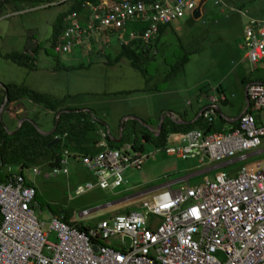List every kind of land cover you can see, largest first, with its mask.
Returning <instances> with one entry per match:
<instances>
[{
	"label": "built area",
	"instance_id": "2783aa9c",
	"mask_svg": "<svg viewBox=\"0 0 264 264\" xmlns=\"http://www.w3.org/2000/svg\"><path fill=\"white\" fill-rule=\"evenodd\" d=\"M199 1L101 0L96 5L85 4L87 13L74 12L64 19L63 41L56 51L70 53L101 31L119 33L121 47L134 42L156 44L164 26L193 18ZM240 13L246 19L243 47L254 70L264 61V12L260 17ZM246 100L234 130L192 129L182 133L180 146L166 152L200 163L248 161L264 153V121L253 114L264 110V83L248 86ZM227 101L223 94L211 97L198 116L214 120L222 114L218 103ZM98 135L100 152L78 158L94 180L77 186L76 197L97 189L120 188L125 172L142 170L151 157L147 151L136 150L135 143L111 148L109 129ZM55 140L59 142V137ZM71 158L64 151L58 166L46 177L68 176ZM5 168L6 181L0 183V264H264V163L244 164L236 177L221 172L203 186L175 191L168 185L142 204L144 211L116 214L88 226L77 218L68 224L51 213L49 224L41 222L38 189L27 182L20 166L18 172L11 166ZM43 168L33 167L32 172L41 176ZM89 214L83 211L79 218ZM153 217L159 220L155 222ZM112 240H117L115 246L107 245Z\"/></svg>",
	"mask_w": 264,
	"mask_h": 264
},
{
	"label": "rangeland",
	"instance_id": "374dc122",
	"mask_svg": "<svg viewBox=\"0 0 264 264\" xmlns=\"http://www.w3.org/2000/svg\"><path fill=\"white\" fill-rule=\"evenodd\" d=\"M240 4H245V10L253 17L260 16L264 11V0H207L204 15L199 21L186 17L164 33L158 53L153 51L150 56L155 55V60L141 62L145 64L143 70L147 72L143 75L126 59L115 63L121 51L117 32H97L95 40L89 39L86 44L74 47L67 54L56 51L63 41V34L59 44L54 46V24L60 16L70 13L73 2L11 3L0 10V51L18 54L31 51L36 69L31 71L17 66L5 60V54L0 53V83L6 86L30 85L37 92L64 100L65 105L73 109H85L89 113L93 111L95 121L104 124L99 131L109 129L113 136L124 131L127 117L138 118L137 121L143 125L147 123L151 131L160 126L164 116L175 121L170 117V111L191 120L211 96L219 97L216 92L219 88L225 90L230 100L228 107L218 103L221 116L237 115L246 108L243 81L251 79L262 82L260 75H264L261 70L252 73L253 68L245 59L243 33L246 19L237 12ZM186 54L189 55V62L181 67L178 63ZM58 64L62 69L56 71ZM177 65L182 70L173 76ZM24 103L26 107H31V118L37 121L39 129L50 133L55 114L28 100ZM253 114L257 120L264 121V110ZM2 117L6 128L14 132L18 122L10 117L8 109ZM225 122L217 117L213 124L218 131H225L222 127ZM132 125L125 127V133L134 141ZM171 132L164 146H147V154L151 157L146 166L142 170H127L125 183L115 190L97 189L76 197L77 186L94 180L92 173L78 158L69 160L68 176L60 174L47 178L46 174L52 173L56 167L53 165H46L41 176L34 175L32 168L24 170L28 183L38 189L37 214L40 221L49 224V208L60 207L73 210L71 221L77 218L79 223L94 225L116 214L144 211L142 204L152 199L154 194L167 189L169 184L175 191L188 186H203L221 172L236 177L242 165L264 163V153L240 162H235L237 158L212 163L209 160L200 163L199 159H179L166 152V149L181 145V132ZM261 149H264V144ZM232 161L235 163L231 164ZM1 170L5 172L6 168ZM13 170L18 172L19 167ZM186 178H189L188 182ZM83 211L90 212L89 216L79 218ZM153 218L155 222L159 220ZM116 241L112 240L107 245L115 246Z\"/></svg>",
	"mask_w": 264,
	"mask_h": 264
},
{
	"label": "trees",
	"instance_id": "16d2710c",
	"mask_svg": "<svg viewBox=\"0 0 264 264\" xmlns=\"http://www.w3.org/2000/svg\"><path fill=\"white\" fill-rule=\"evenodd\" d=\"M101 0H80L79 2H74L70 13L60 16L53 28V44L54 46L59 44L60 38L64 32L63 21L64 19L74 12L79 13L80 15L86 12L84 8L85 4L96 5L100 3ZM65 3V0H3L0 2V10L3 9L6 5L11 3H27V4H55V3ZM245 10V4H240L237 6V12H242ZM264 12V11H263ZM262 12V14H263ZM261 14V15H262ZM260 15V16H261ZM255 16V17H260ZM171 26H164L161 29L160 38L156 41V44L145 45L140 44V42H134L131 46L121 47V51L118 52L115 63L122 62L127 60L132 67L141 71L143 75L147 72L143 70L145 64L144 62H150L155 60V55L150 57L153 54V51L158 50L159 42L164 35V32ZM108 36L105 37L107 41ZM36 53V50H33ZM5 60L11 61L17 66L27 68L31 71L36 69L34 67V56L31 58L26 52L23 53H10L3 56ZM110 60V59H109ZM189 62V55H185L181 62L178 63L181 67H184ZM111 63V61H109ZM172 72L173 76H176L181 68ZM62 67L58 64L56 71L61 70ZM182 70V69H181ZM258 68L252 70V73L257 72ZM245 81V80H244ZM243 81V85L246 82ZM264 83V81L260 82ZM219 94V93H218ZM222 95L221 92L219 94ZM226 95V94H223ZM8 97V103L4 109V112L9 108L12 103L20 102L23 100H28L33 104L42 106L48 112H52L57 116L59 113H62L56 122L54 121L53 130L55 125H57L54 133L50 136H44L38 132L36 126L32 123L26 121L18 129L17 132L10 135L4 123L0 120V183L6 181V175L2 173V168L6 166L18 167L20 166L22 170L30 169L36 166H58L59 160L61 159L63 152L68 151L73 158H81L84 156H95L100 152L98 148L99 129L104 128V124H100L95 121L94 116L89 112H86L85 109L80 108H71L69 105H65L64 100H58L51 95L40 93L34 91L26 85H8L6 90L0 88V108L4 103V100ZM227 99L229 97L226 95ZM3 112V114H4ZM198 112L195 113L197 116ZM219 117L222 121H226L225 118L219 113ZM3 118V117H2ZM187 121V120H184ZM36 124L38 125L37 121ZM185 124H178L173 121L171 118H167L163 123L162 131H151L145 125L141 124L137 120H128L127 125L124 126L123 135L121 137V142H115L117 136H113V139H108L109 145L113 149H120L124 146V143H135L136 150L141 149L146 151L148 145H153L156 148L164 146L169 139L171 131L184 133L192 129H201L205 132L218 131L215 125V119L212 121L206 120L203 116H198L196 120L187 121ZM132 125V131L135 134L134 141L129 139V136L125 133V127ZM238 124V122H237ZM237 124L225 130H234L237 127ZM39 127V126H38ZM17 129V127H16ZM15 129V130H16ZM135 130V131H134ZM55 137H59V142L51 148H48L50 143L55 141ZM146 141V144L143 142ZM39 196V193H38ZM37 196V199H38ZM52 215L62 218L68 224H72L71 220L74 217V212L71 209L65 208H49ZM80 228H84L83 225Z\"/></svg>",
	"mask_w": 264,
	"mask_h": 264
},
{
	"label": "crops",
	"instance_id": "0c3cea01",
	"mask_svg": "<svg viewBox=\"0 0 264 264\" xmlns=\"http://www.w3.org/2000/svg\"><path fill=\"white\" fill-rule=\"evenodd\" d=\"M204 9H205V7H204ZM204 9H203V15H204ZM245 11H247V10H244V11H242V12H245ZM240 13V12H239ZM249 13V12H248ZM240 15H241V13H240ZM250 15V14H249ZM171 28V27H170ZM169 29V28H168ZM167 29V30H168ZM166 30V31H167ZM165 31V32H166ZM164 32V33H165ZM105 33H110V34H112V33H116V32H112V31H107V32H105ZM106 36H108V35H106ZM92 41H93V39L95 40V34L90 38ZM32 44H33V41H32ZM84 44H85V42H84ZM83 44V45H84ZM34 45V44H33ZM79 46H82V45H79ZM158 51V50H157ZM27 52V51H26ZM0 53H3V54H10V53H13V52H2V51H0ZM27 55H29L31 58L33 57V54L31 53V51L29 52V53H26ZM245 59H246V57H245ZM264 71V61L258 66V70H257V72H259V71ZM256 73V72H255ZM261 76V78L263 79V81H264V75H260ZM244 82H246L245 83V85H243L244 86V88H243V99L244 100H246V92H247V88H248V86H250L251 84H255V83H260L259 81H252L251 79H248V80H245ZM20 85V84H19ZM6 86V85H5ZM29 86V88H31V89H33L34 90V88H32L30 85H28ZM1 88V87H0ZM34 91H36V90H34ZM38 91V90H37ZM216 92L217 93H219L220 94V92H221V94H226V92H225V90H223L222 88H219V89H217L216 90ZM41 93V92H40ZM227 95V94H226ZM216 96V95H215ZM228 96V95H227ZM211 97H214V96H211ZM229 97V96H228ZM24 101L25 100H23V101H20V102H16V103H12L10 106H9V108H8V110H9V115H10V117L12 118V119H15V120H17V122H18V125H17V128H18V126H19V122L22 120V119H26V120H29V121H32V122H34V119L33 118H31V107L30 108H28V107H26V105H25V103H24ZM32 103V102H31ZM246 103V102H245ZM33 104V103H32ZM34 105H36V104H34ZM208 105V101H207V103L204 105V106H202L199 110H198V114H197V116L200 114V112H202L203 111V109H205L206 108V106ZM222 105L223 106H225V107H228V106H230V100L228 99V101L226 102V103H222ZM38 106V105H37ZM1 109V108H0ZM5 109V108H4ZM245 110H243L241 113L239 112L237 115L235 114V115H233V116H226L225 117V120H226V122L225 121H223V122H225V125H223L222 124V127H223V129H230V128H232V127H234L236 124H237V119H238V117H239V115L240 114H242L243 112H244ZM3 112H4V110H3ZM3 112H2V115H3ZM170 113H171V115H175L176 117H174L176 120H179L180 121V123H182V124H185V123H183L182 122V120H187L188 118H186V116L184 115V116H181L180 114H175L174 112H172V111H170ZM197 116L195 115V113H194V115H193V117L191 118V120L192 121H194V120H196L197 119ZM57 117V116H56ZM217 117H219V115L217 116ZM216 117V118H217ZM60 118V117H59ZM190 118V117H189ZM215 118V119H216ZM166 119H167V117H166ZM221 119V118H220ZM187 121H189V120H187ZM186 121V123H188ZM34 123H36V122H34ZM217 123H219V122H217ZM145 124V123H144ZM159 127V126H158ZM154 131L155 130H159L158 128H156V129H153ZM15 131V130H14ZM120 136V134H118L117 135V137H116V141H118L119 139H118V137ZM115 141V142H116ZM99 142V141H98ZM99 148V147H98ZM76 160H78V159H76ZM44 167H46V166H44ZM23 174H24V172H23ZM194 176H197V175H194ZM188 178H186V180H187ZM27 180V179H26ZM27 182H29V179L27 180ZM169 185H171L172 186V184H169ZM166 188V187H165ZM174 187L172 186V189H173ZM184 189V188H183Z\"/></svg>",
	"mask_w": 264,
	"mask_h": 264
},
{
	"label": "water",
	"instance_id": "95a60500",
	"mask_svg": "<svg viewBox=\"0 0 264 264\" xmlns=\"http://www.w3.org/2000/svg\"><path fill=\"white\" fill-rule=\"evenodd\" d=\"M206 3H207V0H200V1H199V3H198V7L195 9V11H194L193 14H192V17H193L194 20L199 21V20L203 17V9H204ZM0 87H1L2 89L6 90V86L3 85V84H1V83H0ZM246 102H247V100H246ZM7 103H8V97L6 96V98H5V100H4V103H3V105L1 106V109H0V120H1V121H2V112H3L4 108L6 107ZM223 107H225V106H223ZM61 114H62V113H59V114L57 115V117H56V122H57V123H58V119H59V117L61 116ZM241 115H242V114H241ZM166 117H167V116H164V117H163V120H162V122L160 123V126L158 127V129H159L158 131H160V132L162 131L163 123H164V121L166 120ZM170 117L174 118V116L171 115V114H170ZM197 117H198V116H197ZM129 119H135V120H137L138 118L136 119V118L127 117L124 121H128ZM174 120H175L176 123H178V124H182V123H180L179 120H176L175 118H174ZM26 121H28V122L32 123L34 126H36V128L38 129V132H39L40 134L44 135V136H50V135H52V134L54 133L56 127H57V125H55L54 130H52L50 133H44V132H42V131L39 129V127H38V125H37L36 123H34V122H32V121H29V120H26V119H22V120L19 122V126H18V128H17L14 132H8V133H9L10 135L14 134L15 132L18 131V129L22 126V124H23L24 122H26ZM182 122H183V123H186V121H184V120H182ZM122 129H123V128H121V131H122ZM122 135H123V131L120 133V136H121V137H122ZM57 142H58V141L55 140L54 142L50 143V145L48 146V148L53 147L54 145L57 144ZM116 142H117V143H120L121 141L118 140V141H116Z\"/></svg>",
	"mask_w": 264,
	"mask_h": 264
},
{
	"label": "clouds",
	"instance_id": "9594fccd",
	"mask_svg": "<svg viewBox=\"0 0 264 264\" xmlns=\"http://www.w3.org/2000/svg\"><path fill=\"white\" fill-rule=\"evenodd\" d=\"M218 96H220L219 94H218ZM7 167V166H6ZM11 167H13V166H11ZM19 167V166H18ZM14 168V167H13Z\"/></svg>",
	"mask_w": 264,
	"mask_h": 264
}]
</instances>
